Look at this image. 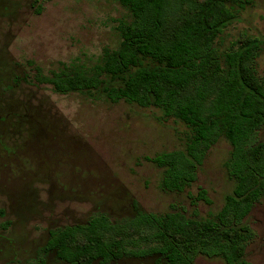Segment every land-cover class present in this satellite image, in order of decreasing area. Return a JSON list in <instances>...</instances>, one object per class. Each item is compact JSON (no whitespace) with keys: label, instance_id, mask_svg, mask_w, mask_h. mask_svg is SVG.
I'll return each instance as SVG.
<instances>
[{"label":"rangeland","instance_id":"obj_1","mask_svg":"<svg viewBox=\"0 0 264 264\" xmlns=\"http://www.w3.org/2000/svg\"><path fill=\"white\" fill-rule=\"evenodd\" d=\"M243 1L221 49L247 37L264 42V0ZM127 18L118 0H0V264H66L43 252L50 231L84 225L95 214L115 223L133 218L136 204L146 213L209 217L232 192L225 170L231 146L224 139L191 187L167 192L163 170L146 158L184 150L183 124L163 120L157 109L111 103L101 93L60 95L36 80L37 68L50 75L64 64H96L105 48H119L117 27ZM257 70L264 76V50ZM202 191L211 205H194ZM247 223L257 233L247 260L264 264V202ZM194 264L226 263L199 256Z\"/></svg>","mask_w":264,"mask_h":264},{"label":"trees","instance_id":"obj_2","mask_svg":"<svg viewBox=\"0 0 264 264\" xmlns=\"http://www.w3.org/2000/svg\"><path fill=\"white\" fill-rule=\"evenodd\" d=\"M37 2L41 0H36ZM128 18L117 27L118 49L105 48L94 65L64 64L36 80L60 95L101 93L117 104L157 109L183 124L185 149L146 160L163 170L161 188L183 192L197 180L209 151L224 139L233 184L209 217L176 211L113 222L99 213L84 225L51 230L43 248L66 264H112L157 256V264H194L199 256L251 264L257 233L247 223L264 202V76L257 61L264 42L247 37L221 49L219 40L248 2L243 0H118ZM211 205L204 191L193 201ZM44 264V262H43Z\"/></svg>","mask_w":264,"mask_h":264},{"label":"flooded vegetation","instance_id":"obj_3","mask_svg":"<svg viewBox=\"0 0 264 264\" xmlns=\"http://www.w3.org/2000/svg\"><path fill=\"white\" fill-rule=\"evenodd\" d=\"M113 264V263H112Z\"/></svg>","mask_w":264,"mask_h":264}]
</instances>
